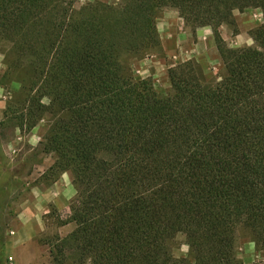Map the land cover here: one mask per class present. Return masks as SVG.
<instances>
[{
    "label": "trees",
    "instance_id": "obj_1",
    "mask_svg": "<svg viewBox=\"0 0 264 264\" xmlns=\"http://www.w3.org/2000/svg\"><path fill=\"white\" fill-rule=\"evenodd\" d=\"M165 8L193 33L211 28L220 81H208L195 60L169 68L166 94L135 76L130 62L160 47ZM248 9L263 14L254 46L229 48L220 28L238 34L234 13ZM0 46L21 129L47 117L39 149L57 158L47 174L74 177L68 218L54 215L74 228L44 240L53 264H242L240 235L264 256V0L79 9L0 0Z\"/></svg>",
    "mask_w": 264,
    "mask_h": 264
},
{
    "label": "rangeland",
    "instance_id": "obj_2",
    "mask_svg": "<svg viewBox=\"0 0 264 264\" xmlns=\"http://www.w3.org/2000/svg\"><path fill=\"white\" fill-rule=\"evenodd\" d=\"M64 1L67 6L79 9L97 1L110 4L120 0ZM172 11L163 9L157 20L160 47L150 55L130 62L135 76L151 79L156 90L166 94L170 88L169 68L195 60L208 81H220L225 69L214 36L211 41L201 39L200 42L196 31L193 33L184 23L190 36L180 38L171 48L164 41L165 16ZM235 14L241 15L236 21L238 34L234 35L233 28L224 25L220 28L222 38L229 48L254 46L250 34L263 22L261 10L248 9L235 11ZM7 49L0 46V264H53L44 240L56 234L66 236L74 228L72 224L58 226L55 218L59 215L66 220L70 214V203L76 194L74 177L71 171L56 178L47 174L57 160L55 154H45L39 149L48 118L28 132L21 129L14 106L9 107L18 98L10 93L15 90H11L10 80L4 77ZM239 238L238 257L242 264L263 260L264 256L256 252L249 238L244 235ZM175 248L177 256L187 254L184 237H178Z\"/></svg>",
    "mask_w": 264,
    "mask_h": 264
},
{
    "label": "crops",
    "instance_id": "obj_3",
    "mask_svg": "<svg viewBox=\"0 0 264 264\" xmlns=\"http://www.w3.org/2000/svg\"><path fill=\"white\" fill-rule=\"evenodd\" d=\"M238 15L235 14L236 21H238L237 17L241 16V15L240 16ZM165 17H166V20L168 18L169 19H168L167 24H166V20L164 21L167 31H165V34L163 35V39L164 41H167L170 48L172 47L174 42H176L177 40H180V38H184V37L191 35V33H189V30L185 28L183 19L180 18L176 10H173ZM195 34L199 38L200 42H202L201 39L211 41L213 38V32L211 28L209 27L197 29Z\"/></svg>",
    "mask_w": 264,
    "mask_h": 264
}]
</instances>
